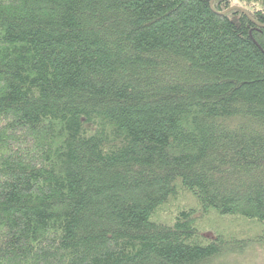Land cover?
<instances>
[{
    "label": "trees",
    "instance_id": "1",
    "mask_svg": "<svg viewBox=\"0 0 264 264\" xmlns=\"http://www.w3.org/2000/svg\"><path fill=\"white\" fill-rule=\"evenodd\" d=\"M236 1L0 0V264H264V0Z\"/></svg>",
    "mask_w": 264,
    "mask_h": 264
},
{
    "label": "rangeland",
    "instance_id": "2",
    "mask_svg": "<svg viewBox=\"0 0 264 264\" xmlns=\"http://www.w3.org/2000/svg\"><path fill=\"white\" fill-rule=\"evenodd\" d=\"M229 1V7H240V8H243L242 6V4H239V3H237V1L236 0H228ZM226 264H228V263H226Z\"/></svg>",
    "mask_w": 264,
    "mask_h": 264
},
{
    "label": "water",
    "instance_id": "3",
    "mask_svg": "<svg viewBox=\"0 0 264 264\" xmlns=\"http://www.w3.org/2000/svg\"><path fill=\"white\" fill-rule=\"evenodd\" d=\"M226 13H227V11L220 12V13H218V14L221 15V16H223V15H225Z\"/></svg>",
    "mask_w": 264,
    "mask_h": 264
},
{
    "label": "flooded vegetation",
    "instance_id": "4",
    "mask_svg": "<svg viewBox=\"0 0 264 264\" xmlns=\"http://www.w3.org/2000/svg\"><path fill=\"white\" fill-rule=\"evenodd\" d=\"M231 8V7H230Z\"/></svg>",
    "mask_w": 264,
    "mask_h": 264
}]
</instances>
